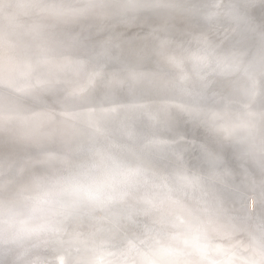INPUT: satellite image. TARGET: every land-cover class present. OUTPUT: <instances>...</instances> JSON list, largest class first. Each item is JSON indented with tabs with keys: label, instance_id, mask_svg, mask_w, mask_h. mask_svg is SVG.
I'll return each mask as SVG.
<instances>
[{
	"label": "water",
	"instance_id": "obj_1",
	"mask_svg": "<svg viewBox=\"0 0 264 264\" xmlns=\"http://www.w3.org/2000/svg\"><path fill=\"white\" fill-rule=\"evenodd\" d=\"M259 169L264 0H0V264H264Z\"/></svg>",
	"mask_w": 264,
	"mask_h": 264
},
{
	"label": "bare ground",
	"instance_id": "obj_2",
	"mask_svg": "<svg viewBox=\"0 0 264 264\" xmlns=\"http://www.w3.org/2000/svg\"><path fill=\"white\" fill-rule=\"evenodd\" d=\"M206 101H210V99L209 98H207V100ZM41 111L42 112H44V113H42V112H40L38 115L36 114V112H33V111H27V112H24V113H21V114H14V113H12V112H9V113H7V116H9V117H11L10 118V120H9V122H13L12 124L14 125V123H16V122H14L15 120L13 119V118H15V117H20V121H22V123H25L24 121L25 120H28V121H30V123H34L35 125H38V123L40 122V120L41 119H43V118H46V116H45V114H47L49 117H51V118H53V117H55L56 115H57V112H62V113H64V114H67V112L65 111V110H60V111H57V109L55 110V109H52V108H47V107H43L42 109H41ZM18 120V119H17ZM18 124H19V122H17ZM19 130H17L16 129V131L20 134V135H29V136H32L33 138H35L36 137V135H38V134H41V128L39 127L38 128V130H34L33 128H32V126H31V124H29L27 127L26 126H22V128H18ZM51 140H55V141H60V142H63V145L65 146V147H70V142H71V140L70 139H67L64 135H62V136H57V133L56 132H51ZM164 168H165V166H164ZM166 169V168H165ZM263 170V169H262ZM264 171V170H263ZM261 172V171H260ZM240 173V175H242L241 174V172H239ZM259 173V172H258ZM25 176V175H24ZM23 176V177H24ZM263 176V175H262ZM262 176H260L259 178H263ZM35 177H37V179H41L42 180V182L43 181H47V180H50V177L47 175V174H45V173H42V172H40L39 173V175H35V174H31L30 175V177H26V179H24L25 180V182H24V184H28V182H31V179L32 178H35ZM243 178V177H242ZM260 180V179H259ZM264 180V179H263ZM250 181V180H249ZM256 181V180H255ZM261 182H263V181H261ZM260 185H261V183H260ZM264 187V186H263ZM39 195L40 194H37V195H33L32 196V198L33 199H37L38 197H39ZM255 201H254V199H252V202H250L249 203V207H251V206H253L254 208H255ZM251 212H252V210H251ZM254 213V212H253Z\"/></svg>",
	"mask_w": 264,
	"mask_h": 264
},
{
	"label": "rangeland",
	"instance_id": "obj_3",
	"mask_svg": "<svg viewBox=\"0 0 264 264\" xmlns=\"http://www.w3.org/2000/svg\"><path fill=\"white\" fill-rule=\"evenodd\" d=\"M260 171H259V175H263L264 176V169L262 170V169H259ZM243 172H241V174H242ZM245 173V172H244ZM242 174V175H240V173H239V175H240V177L242 178V177H244L245 176V174ZM262 176V177H263ZM260 180H252V181H247V182H244V187H248V189L250 190V191H252L253 193H254V197L255 198H257L259 201H261L262 202V200L264 201V177L263 178H259ZM261 181H263V182H261ZM243 182V181H242ZM260 183H261V185H260Z\"/></svg>",
	"mask_w": 264,
	"mask_h": 264
}]
</instances>
